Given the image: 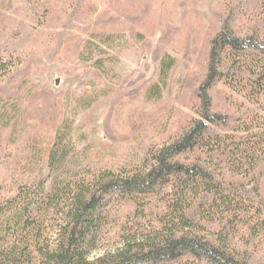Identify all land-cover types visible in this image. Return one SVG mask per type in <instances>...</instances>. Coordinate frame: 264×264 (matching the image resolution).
Wrapping results in <instances>:
<instances>
[{
  "label": "rangeland",
  "instance_id": "obj_1",
  "mask_svg": "<svg viewBox=\"0 0 264 264\" xmlns=\"http://www.w3.org/2000/svg\"><path fill=\"white\" fill-rule=\"evenodd\" d=\"M260 10V0H0V200L39 178L50 188L140 167L200 119L210 41L224 27L262 28ZM208 92L217 114L259 112L222 82ZM58 133L52 168L38 154ZM114 214L148 223L131 202ZM251 243L264 258V237Z\"/></svg>",
  "mask_w": 264,
  "mask_h": 264
},
{
  "label": "trees",
  "instance_id": "obj_2",
  "mask_svg": "<svg viewBox=\"0 0 264 264\" xmlns=\"http://www.w3.org/2000/svg\"><path fill=\"white\" fill-rule=\"evenodd\" d=\"M209 45L200 119L140 167L19 185L0 200V264H264L251 243L264 237V25L224 27ZM219 82L259 112H213ZM59 136L38 154L52 168ZM126 202L148 223L119 225Z\"/></svg>",
  "mask_w": 264,
  "mask_h": 264
}]
</instances>
